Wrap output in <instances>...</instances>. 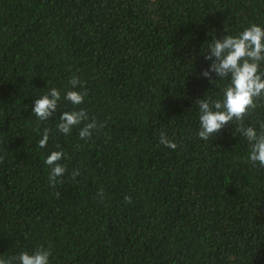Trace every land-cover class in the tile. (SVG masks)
<instances>
[{"label": "trees", "instance_id": "1", "mask_svg": "<svg viewBox=\"0 0 264 264\" xmlns=\"http://www.w3.org/2000/svg\"><path fill=\"white\" fill-rule=\"evenodd\" d=\"M253 23L264 0H0V258L43 247L49 264H264V166L235 123L200 139L195 102L230 83L202 76L211 40ZM53 87L41 121L34 101ZM256 103L244 124L259 134ZM79 109L97 121L87 139L84 121L57 128ZM54 150L67 171L50 187Z\"/></svg>", "mask_w": 264, "mask_h": 264}, {"label": "clouds", "instance_id": "2", "mask_svg": "<svg viewBox=\"0 0 264 264\" xmlns=\"http://www.w3.org/2000/svg\"><path fill=\"white\" fill-rule=\"evenodd\" d=\"M208 50L210 51H207L205 59L211 60L212 63L208 69L202 71V76L212 82L214 78L210 72H214L220 79L230 76V83L224 89L222 99L203 98L195 101L200 110L198 136L202 140H208L229 123H235L234 131L244 136L250 144L249 161L264 166V124L261 125L259 134L254 127L244 124L249 110L257 107L256 100L264 96V71L260 70V64L264 62V27L253 23L235 36L225 34L219 39L214 37L208 45ZM69 84L72 89H76L81 81L73 76ZM86 95V90H68L64 99L76 106L84 102ZM60 98V91L53 87L48 93L35 99L32 112L39 120L46 121L56 111ZM82 121L85 123L79 130V136L81 139H87L91 137L92 130L97 128V121L92 119L89 122L88 114L83 109L64 111L59 117L57 128L59 132L67 135L73 126L81 124ZM99 127H103V124ZM50 131L49 128L43 130L42 138L38 142L39 147L47 146ZM159 143L173 150L177 147L163 132L160 133ZM63 157L62 151L54 150L44 161L50 169V187H55L57 178L67 171L66 166L60 163ZM78 174V170L74 169L71 177L75 179ZM128 201L131 203V197H128ZM50 255V249L40 247L31 253L21 251L18 256L7 260L0 258V264H16L17 261L18 264H49Z\"/></svg>", "mask_w": 264, "mask_h": 264}]
</instances>
